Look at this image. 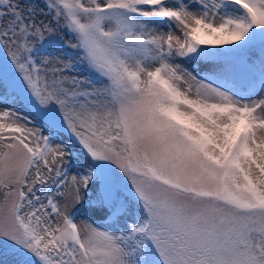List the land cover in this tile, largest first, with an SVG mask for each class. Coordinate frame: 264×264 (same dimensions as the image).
<instances>
[{
    "label": "snow or ice",
    "instance_id": "1",
    "mask_svg": "<svg viewBox=\"0 0 264 264\" xmlns=\"http://www.w3.org/2000/svg\"><path fill=\"white\" fill-rule=\"evenodd\" d=\"M0 54V264H264V0H0Z\"/></svg>",
    "mask_w": 264,
    "mask_h": 264
},
{
    "label": "rangeland",
    "instance_id": "2",
    "mask_svg": "<svg viewBox=\"0 0 264 264\" xmlns=\"http://www.w3.org/2000/svg\"><path fill=\"white\" fill-rule=\"evenodd\" d=\"M57 40L58 41H71L72 40V37L71 36H69L67 33H65V32H60V33H58V35H57ZM59 46V45H58ZM65 52L67 53V55H69V56H73V57H75L76 56V53L72 50V49H70V48H67V49H65ZM0 55H2V54H0ZM80 75H88V73H87V70L86 69H84L82 66H81V71H80V73H79ZM92 79L93 80H95L96 79V77H92ZM96 86H99L98 84L96 85ZM10 105L12 104V100L11 99H8V101H7ZM60 138H63V139H66L67 137L66 136H62V137H60ZM58 140H59V138H58ZM77 157H79V153L77 152ZM81 163H82V158H80V162H78L77 161V159H74L73 160V169H72V173L74 174L75 173V171L77 170V169H79L80 167H81ZM79 208H80V212L82 213V215L79 217V219L80 220H84V219H87L88 218V216H89V213H88V210H87V202L85 201V204L84 205H82V206H78ZM98 223H101V224H103V223H105L104 221H99Z\"/></svg>",
    "mask_w": 264,
    "mask_h": 264
}]
</instances>
